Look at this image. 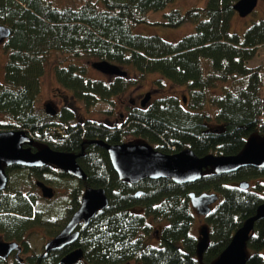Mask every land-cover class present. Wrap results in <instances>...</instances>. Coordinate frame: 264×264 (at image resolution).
I'll return each mask as SVG.
<instances>
[{
  "label": "trees",
  "instance_id": "1",
  "mask_svg": "<svg viewBox=\"0 0 264 264\" xmlns=\"http://www.w3.org/2000/svg\"><path fill=\"white\" fill-rule=\"evenodd\" d=\"M172 1L86 0L80 5H58L54 0H0V24L11 30L2 42L8 56L0 81V114L10 122L0 123V129H24L35 140H48L54 149L79 154L77 160L86 176L78 179L53 164L12 165L6 168L8 173L27 169L30 175L45 178L60 172L77 180L66 221L79 207L86 187H104L109 197L107 207L87 225H79L75 243L60 250L14 256L12 264H63L62 257L77 247L84 256L75 264H209L264 201V166L226 173L212 169L186 183L168 177L132 183L121 179L113 168L104 143L125 142L128 136L142 137L168 153L190 147L200 156L236 154L251 136H264V64H247L264 45V18L253 21L243 33L231 32L238 0H207L204 6L165 13L162 23L166 26L188 21L195 25L176 41L134 31L135 24L146 21V13ZM52 51L132 66L142 80L148 72H159L184 85L187 100L174 94L150 98L144 106L132 105L120 124L87 117L79 120L76 102L90 112L99 101L111 100L139 79L127 77L124 68V76L94 78L87 75L84 64L71 62L55 65L56 80L67 91L66 104L55 114L48 113L38 109L37 96L42 65ZM53 129L62 133L58 139L51 138ZM31 148L37 150L35 144ZM241 180H248L250 186L239 187ZM192 191L223 195L204 215L210 230L201 256L199 238L191 232L196 210ZM36 201L31 191L9 184L0 190V233L6 240L20 241L23 252L29 249L25 235L38 220ZM150 217L168 223L153 231ZM263 247L264 216L256 220L247 241L246 264H263L259 252ZM7 262L0 256V264Z\"/></svg>",
  "mask_w": 264,
  "mask_h": 264
},
{
  "label": "water",
  "instance_id": "2",
  "mask_svg": "<svg viewBox=\"0 0 264 264\" xmlns=\"http://www.w3.org/2000/svg\"><path fill=\"white\" fill-rule=\"evenodd\" d=\"M258 0H238L234 9L241 15L250 13ZM11 33L10 28L0 24V43ZM92 65L109 75H126L127 71L118 64L106 59H98ZM151 98L147 91L140 103L142 106ZM187 98L183 96L185 102ZM45 110L55 114L57 109L51 102L46 103ZM35 138L24 129H0V190L7 187L9 173L7 167L22 165L27 167H41L53 164L64 169L68 174L83 179L86 173L79 164V154L71 151H62L44 146L37 150L31 148ZM109 154L113 168L121 179L137 183L144 178L168 177L177 183L194 182L201 178L206 168L211 167L217 173H226L238 170L244 166H264V138L259 140L255 135L248 139L246 146L236 154L208 153L200 156L192 148L187 147L178 152L168 153L157 149L148 141L104 143ZM43 196L50 198L55 190L42 180H37ZM248 180L239 181V187L248 188ZM191 204L197 213L207 215L212 210L219 195L216 191H203L190 193ZM109 197L104 187L88 186L83 190L79 207L71 214L63 228L51 237L44 245L45 251L60 250L76 242L80 235L79 225H87L94 215L107 207ZM264 216V201L256 212L249 216L234 232L229 244L222 250L213 264H246L247 241L255 226L257 219ZM202 238L198 241V254L201 256L205 250L209 232L205 227L201 231ZM23 247L16 240H0V256L8 258L13 251L15 257L21 256ZM84 256L82 248L77 247L68 251L61 259L63 264H75ZM22 257V256H21Z\"/></svg>",
  "mask_w": 264,
  "mask_h": 264
},
{
  "label": "rangeland",
  "instance_id": "3",
  "mask_svg": "<svg viewBox=\"0 0 264 264\" xmlns=\"http://www.w3.org/2000/svg\"><path fill=\"white\" fill-rule=\"evenodd\" d=\"M84 1L86 0H54L58 5H80ZM206 2L207 0H174L168 3L163 9L152 10L146 13V21L135 24L134 31L144 34H159L165 39L176 41L185 34L192 32L195 29V25L193 22L188 21L176 27L166 26L162 23V21L165 20V13L173 8L186 10L193 6H204ZM261 18H264V0H258L254 9L246 15H241L236 11L231 19L230 30L231 32L243 33L253 21ZM7 56V49L5 48L4 43H0V81L4 80V69ZM96 60L98 59L94 57H75L58 51L48 53L42 65L43 73L41 74L40 91L37 96L38 109L45 108L46 103L51 102L53 107L58 111L64 104H66L64 99L67 97V91L60 86L55 76L54 69L57 64L67 65L71 62H77L86 66L88 71L87 75L94 78L110 79L111 75L103 73L92 65ZM247 64L249 66L264 64V45H261L258 48L257 54L248 60ZM122 68L128 71L127 77L135 78L137 80L140 78L139 73L136 72L132 66H122ZM158 79H161L160 83L157 82ZM219 89L220 88H218V91ZM147 91L151 92V98L166 94H174L182 99L183 95L188 94L184 85L170 81L159 72H148L145 74L144 80L139 79L137 83L131 85L119 95L113 96L109 101H99L90 112L82 106V103L76 102L80 104L77 111V117L79 120H84V117H87L111 125L120 124L126 118L129 111L128 109L132 105H140V101ZM262 94L264 95V89L262 90ZM208 110L212 111L213 109ZM9 122L10 120L7 117L0 114V123ZM71 122H74V120ZM58 131L59 130L57 129H53V135H51V138L58 139V136L62 134ZM255 136L259 140L264 138V136L260 134ZM125 141L143 142L147 140L138 136H128ZM34 144L37 149L47 145L51 146L49 141L44 139L35 140ZM211 170V167L205 169L206 172ZM55 175L56 174H47L45 175V178L42 177V179L36 175H30L27 169H17L9 172L8 183L11 187L21 189L24 192L31 191L37 198L34 205V211L36 210L35 219L37 218L38 220L28 229L25 235L29 249H27L26 252L21 251V256L44 251L45 243L52 237L51 235H53L54 232L63 228L69 215L68 211L73 199V193L75 187H77L79 183L75 179L61 175L60 172L58 173V176ZM37 180H43L49 186L53 187L55 190L54 195L50 198L43 196L40 186L36 184ZM222 198L223 195L220 194L218 200L213 204V207L221 201ZM136 210H141V208H136ZM194 211L195 221L191 232L201 239L202 228L206 226L207 230H210V224L206 221L204 215L198 214L196 210ZM148 220L152 224L153 231L161 229L162 226L168 223L167 220H160V218L152 219L150 217ZM4 237L5 236L0 233V240H3ZM259 252L264 256V247L260 249ZM13 257L14 253L7 258L8 264L13 263ZM80 264H84V262L82 261ZM201 264L207 263L202 261Z\"/></svg>",
  "mask_w": 264,
  "mask_h": 264
},
{
  "label": "flooded vegetation",
  "instance_id": "4",
  "mask_svg": "<svg viewBox=\"0 0 264 264\" xmlns=\"http://www.w3.org/2000/svg\"><path fill=\"white\" fill-rule=\"evenodd\" d=\"M9 184V183H8ZM2 240V239H1ZM3 240H5V239H3ZM21 245H22V243H20ZM22 247H23V245H22ZM15 252L16 251H13L12 253H14V256H15ZM22 252H23V249H22ZM12 253L10 254V255H12Z\"/></svg>",
  "mask_w": 264,
  "mask_h": 264
},
{
  "label": "bare ground",
  "instance_id": "5",
  "mask_svg": "<svg viewBox=\"0 0 264 264\" xmlns=\"http://www.w3.org/2000/svg\"><path fill=\"white\" fill-rule=\"evenodd\" d=\"M19 243H21L20 241H18ZM218 258V257H217Z\"/></svg>",
  "mask_w": 264,
  "mask_h": 264
}]
</instances>
